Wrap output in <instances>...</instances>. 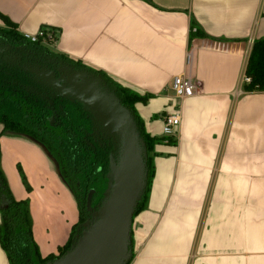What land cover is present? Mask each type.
Returning <instances> with one entry per match:
<instances>
[{
	"label": "crops",
	"instance_id": "1",
	"mask_svg": "<svg viewBox=\"0 0 264 264\" xmlns=\"http://www.w3.org/2000/svg\"><path fill=\"white\" fill-rule=\"evenodd\" d=\"M0 14L19 35L42 26L56 33L49 46L27 42L23 59L48 53L150 95L134 107L151 137H162L172 78L193 80L197 91L182 101L175 143L153 147L129 264H264V91L242 89L252 43L264 37V0H0ZM192 19L207 37L189 41ZM9 29L0 17V30ZM8 40L0 39V57L18 44ZM0 169L13 197L31 200L40 255H57L79 218L57 160L0 123ZM62 208L68 221L56 242L52 218L65 219ZM0 264H9L1 246Z\"/></svg>",
	"mask_w": 264,
	"mask_h": 264
},
{
	"label": "trees",
	"instance_id": "2",
	"mask_svg": "<svg viewBox=\"0 0 264 264\" xmlns=\"http://www.w3.org/2000/svg\"><path fill=\"white\" fill-rule=\"evenodd\" d=\"M0 17L10 26L9 30H0L6 37L23 41L21 36L13 29L14 25L0 14ZM195 28V31L192 30ZM207 35L197 26L192 19L190 22L189 41L193 38H205ZM29 43V42H28ZM39 46V43H30ZM104 76L119 97L121 103L129 108L138 125L140 133L146 144L148 158V178L145 192L139 201L133 217L142 210L150 180L153 176L152 155L153 147L166 140L173 144L172 137H151L143 129V122L135 111L134 105L138 102L145 103L150 95H140L130 89L124 88ZM245 77L248 82L243 83L244 92L264 91V37L253 41L251 51L247 58ZM23 83V82H22ZM25 83V81H24ZM4 88L0 85V123L4 128L18 133H24L46 146L59 164L62 177L72 190L79 207V221L73 225L66 244L60 248L57 255L49 254L42 257L33 238L32 223L29 216V203L27 200H16L0 169V246L6 253L9 264H46L61 256L70 246L77 227L84 220V198L91 188L97 190L99 197L106 186L105 167L107 152L98 149L97 145L88 137L91 121L87 114L77 104L68 103L65 107L66 116L62 117L59 125L50 126L45 118V110L37 102L32 101V96L14 89ZM20 93H15V92ZM22 182L25 177L18 167ZM100 187V188H99ZM28 190V186H26ZM133 258V251L131 259ZM130 259V261H131ZM129 264V263H128Z\"/></svg>",
	"mask_w": 264,
	"mask_h": 264
},
{
	"label": "water",
	"instance_id": "3",
	"mask_svg": "<svg viewBox=\"0 0 264 264\" xmlns=\"http://www.w3.org/2000/svg\"><path fill=\"white\" fill-rule=\"evenodd\" d=\"M43 73L53 90L51 99L78 104L91 121L92 132L99 129L116 150L115 159L109 155L101 199L94 207L95 189L89 190L85 200L89 218L79 224L69 248L46 264H128L132 219L148 178L147 148L134 116L100 76L62 66Z\"/></svg>",
	"mask_w": 264,
	"mask_h": 264
},
{
	"label": "flooded vegetation",
	"instance_id": "4",
	"mask_svg": "<svg viewBox=\"0 0 264 264\" xmlns=\"http://www.w3.org/2000/svg\"><path fill=\"white\" fill-rule=\"evenodd\" d=\"M1 40H6L7 43L10 41L8 37L2 38ZM15 41V40H13ZM17 45H10L12 48V52H7L2 57H0V85L4 88L7 87H15L18 91L25 93L29 96H32V101L40 104L45 110V118L49 122L50 126L59 125L62 117L66 116L65 107L68 105L67 101L60 99H51L50 94L52 93V89L50 88V83L47 80L46 74L43 73L45 70H52L56 66H62L65 68L74 67L81 71H86L88 73H92L95 76H100L104 81L107 82L108 86L113 90L108 81L101 74L97 73L94 70L89 68L79 66L77 64H72L66 60H59L55 57H52L50 54H42L33 58H24V55L19 52H24L27 49L26 41H16ZM11 44V43H9ZM14 49V52H13ZM16 51V52H15ZM52 57V58H50ZM36 68L37 71L35 70ZM35 70V72H34ZM44 70V71H43ZM43 71V72H42ZM21 74L27 75L26 78H22ZM21 77V78H20ZM55 77L58 75L56 73ZM25 81V83H24ZM37 81H40L38 83ZM23 82V83H22ZM15 93H20V92ZM51 100L53 102L51 103ZM79 107V105H76ZM87 116V115H86ZM92 125V124H91ZM88 137L91 138V141L97 145L98 149H102L107 152V169L109 164V155L112 153L114 159L116 158V150L114 149L113 142L105 139L102 135V132L95 128V132H92V126L89 129ZM101 197L97 190L94 192L92 196V205L95 207ZM84 220L89 218L88 212L84 208ZM80 230V229H79Z\"/></svg>",
	"mask_w": 264,
	"mask_h": 264
},
{
	"label": "built area",
	"instance_id": "5",
	"mask_svg": "<svg viewBox=\"0 0 264 264\" xmlns=\"http://www.w3.org/2000/svg\"><path fill=\"white\" fill-rule=\"evenodd\" d=\"M195 31V28H192ZM22 40L29 43H39L44 46H49L56 40V33L46 26L40 27L34 33L23 32L20 33ZM213 48L220 49V41L213 40ZM192 56L191 53L186 55L185 64L189 68L191 66ZM249 78H243V82H248ZM171 98L173 105H171V110L167 111L162 115V136L163 137H174L176 130L181 121V104L184 99L190 98L196 94V86L188 74L176 75L172 78L170 84ZM166 142V140L164 141ZM167 143V142H166Z\"/></svg>",
	"mask_w": 264,
	"mask_h": 264
},
{
	"label": "rangeland",
	"instance_id": "6",
	"mask_svg": "<svg viewBox=\"0 0 264 264\" xmlns=\"http://www.w3.org/2000/svg\"><path fill=\"white\" fill-rule=\"evenodd\" d=\"M22 134H24V133H22ZM9 167H10V165H8V168L7 169H9ZM11 168H12V170L15 172V167H12L11 166ZM107 173V164H106V167H105V173H104V175ZM100 188V187H99ZM86 196H87V194H86ZM86 196H85V198H84V204H82L83 206H85V200H86ZM23 200H27L28 201V205H29V218H30V222L33 224V216H35V214H34V209H33V211H32V204H31V200L30 199H28V198H24ZM59 200H60V198H59ZM77 201V200H76ZM77 205H78V202H77ZM62 210H63V215L65 216V219H64V217L62 216V215H58V214H56L55 216H54V218H52L53 219V221L55 222V224H57L56 225V230L58 229V228H60L59 230H58V232H56V230H53L51 233L55 236V238H56V242H58V240H57V238L59 237L60 239L65 235V230L63 229V227H62V223H64L65 222V220H67L68 221V217H67V213H68V211L66 210V209H64V208H62ZM78 210H79V207H78ZM36 212V211H35ZM70 219V218H69ZM78 221H79V218H78ZM78 221L75 223V224H77L78 223ZM84 221V220H83ZM82 221V222H83ZM74 224V225H75ZM54 229V228H53ZM77 229V228H76ZM71 231V230H70ZM66 237H69V235L68 236H66Z\"/></svg>",
	"mask_w": 264,
	"mask_h": 264
}]
</instances>
